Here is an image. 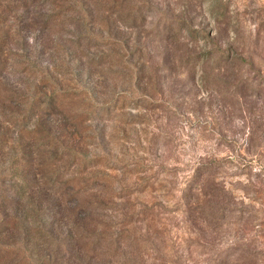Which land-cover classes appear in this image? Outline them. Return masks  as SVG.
<instances>
[{"label": "rangeland", "instance_id": "1", "mask_svg": "<svg viewBox=\"0 0 264 264\" xmlns=\"http://www.w3.org/2000/svg\"><path fill=\"white\" fill-rule=\"evenodd\" d=\"M0 248L264 264V0H0Z\"/></svg>", "mask_w": 264, "mask_h": 264}, {"label": "trees", "instance_id": "2", "mask_svg": "<svg viewBox=\"0 0 264 264\" xmlns=\"http://www.w3.org/2000/svg\"><path fill=\"white\" fill-rule=\"evenodd\" d=\"M15 202H16V200H15ZM53 225V224H52ZM7 229H4V231H6ZM7 232V231H6ZM69 248L70 249H72V250H75L76 249V247H74V248H72V247H70V245H69ZM0 251H3L1 248H0ZM68 255V258H69V256H71L72 255V253H70V254H67ZM50 257H52V256H50ZM63 259H65V256H63Z\"/></svg>", "mask_w": 264, "mask_h": 264}]
</instances>
